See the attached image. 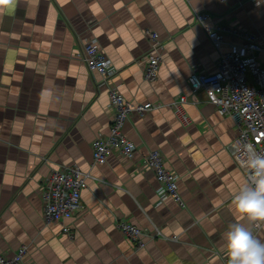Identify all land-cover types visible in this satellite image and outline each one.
<instances>
[{"label": "crops", "instance_id": "1", "mask_svg": "<svg viewBox=\"0 0 264 264\" xmlns=\"http://www.w3.org/2000/svg\"><path fill=\"white\" fill-rule=\"evenodd\" d=\"M197 13L211 25L241 26L264 45V0H0V254L25 246V264H226L229 225L251 230L256 222L233 210L247 182L227 150L239 131L188 83L193 73L214 72L219 59ZM147 32L161 42L153 83L142 70ZM88 40L117 71L109 84L80 60ZM258 60L264 67V52ZM111 85L126 102L161 107L127 118L124 134L138 148L132 162L112 156L93 165L90 144L109 133L113 117ZM182 95L185 123L172 107ZM151 151L178 176L184 207L159 203L155 175L141 166ZM63 167L91 176L83 210L46 224L40 186ZM123 218L145 233L144 248L116 228ZM261 227L254 236L264 241Z\"/></svg>", "mask_w": 264, "mask_h": 264}, {"label": "built area", "instance_id": "2", "mask_svg": "<svg viewBox=\"0 0 264 264\" xmlns=\"http://www.w3.org/2000/svg\"><path fill=\"white\" fill-rule=\"evenodd\" d=\"M226 3L229 0H217ZM259 4V0H253ZM196 21L203 27L205 34L214 48L219 51L216 69L212 73H193L188 80L193 94L204 92L207 102L211 104L221 117L230 118L239 136L227 150L234 162L248 180L249 170L244 162L251 156L264 154V67L258 60L259 54L264 52V45L259 38L243 29L241 26L211 25L210 15L197 13ZM149 52L147 60L142 64L144 80L153 83L157 80L160 58L157 53L161 50L158 34L147 32ZM225 38L232 39L226 43ZM234 40V41H233ZM226 51H222L223 46ZM80 60L90 73H98L102 83L112 82L116 76V69L112 66L100 50L96 40H88L80 51ZM186 96H179L172 107L178 118L185 123L181 105L186 103ZM109 108L113 112L109 133L98 136L90 144L92 164H104L108 158L115 156L126 162H132L138 148L125 136L124 126L127 118L132 114L140 117L161 104H131L126 102L115 85L108 91ZM144 170H150L158 183L156 194L160 202L172 199L184 207L178 193V176L165 167V161L160 151H151L141 163ZM90 174L81 172L77 167H63L49 172L42 181L39 195L43 204V221L46 224L74 220L83 210L81 192L87 188ZM264 221L252 225L253 235L262 228ZM116 228L137 249L144 248L145 233L126 219H117ZM62 233L72 236L70 225H63ZM160 235L155 230L152 238ZM28 254L25 246L20 247L12 255L0 254V264H25ZM229 264V260L226 261Z\"/></svg>", "mask_w": 264, "mask_h": 264}, {"label": "clouds", "instance_id": "3", "mask_svg": "<svg viewBox=\"0 0 264 264\" xmlns=\"http://www.w3.org/2000/svg\"><path fill=\"white\" fill-rule=\"evenodd\" d=\"M244 167L249 170V176L235 191L234 215L252 222L264 221V154L246 159ZM225 247L229 264H264V241L242 223L229 225Z\"/></svg>", "mask_w": 264, "mask_h": 264}]
</instances>
